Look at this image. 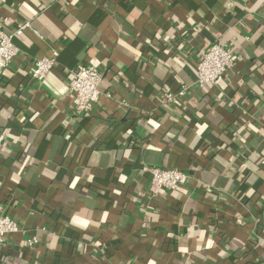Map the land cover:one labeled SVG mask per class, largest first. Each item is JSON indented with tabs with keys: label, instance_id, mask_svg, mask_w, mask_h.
Returning a JSON list of instances; mask_svg holds the SVG:
<instances>
[{
	"label": "crops",
	"instance_id": "0c3cea01",
	"mask_svg": "<svg viewBox=\"0 0 264 264\" xmlns=\"http://www.w3.org/2000/svg\"><path fill=\"white\" fill-rule=\"evenodd\" d=\"M0 20L28 23L0 75V213L20 227L0 264H264V0H0ZM214 43L237 61L200 88ZM79 64L103 75L84 117ZM145 167L188 181L151 197Z\"/></svg>",
	"mask_w": 264,
	"mask_h": 264
},
{
	"label": "built area",
	"instance_id": "2783aa9c",
	"mask_svg": "<svg viewBox=\"0 0 264 264\" xmlns=\"http://www.w3.org/2000/svg\"><path fill=\"white\" fill-rule=\"evenodd\" d=\"M28 27V23L21 25L15 32H10L5 21L0 20V75L7 69L19 53L15 44L16 34ZM58 53L53 58H43L35 62L32 77L43 83L57 62ZM237 58L232 51L220 43H214L203 53L198 61L196 84L203 88L206 85H215L224 78L236 64ZM103 80L102 73L92 64H79L73 72L70 83V94L75 112L79 116H89L101 97L100 86ZM183 88L177 95H169L170 101L184 96ZM150 174L149 196L156 197L162 191L180 190L188 181V176L176 169L145 167ZM20 232L18 223L5 213H0V245H5L10 235Z\"/></svg>",
	"mask_w": 264,
	"mask_h": 264
}]
</instances>
